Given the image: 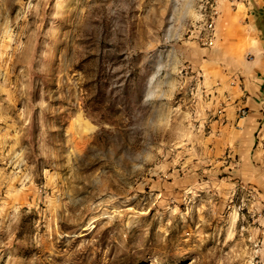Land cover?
Instances as JSON below:
<instances>
[{
	"label": "rangeland",
	"instance_id": "obj_1",
	"mask_svg": "<svg viewBox=\"0 0 264 264\" xmlns=\"http://www.w3.org/2000/svg\"><path fill=\"white\" fill-rule=\"evenodd\" d=\"M206 1L0 0V264H264L258 9Z\"/></svg>",
	"mask_w": 264,
	"mask_h": 264
},
{
	"label": "crops",
	"instance_id": "obj_2",
	"mask_svg": "<svg viewBox=\"0 0 264 264\" xmlns=\"http://www.w3.org/2000/svg\"><path fill=\"white\" fill-rule=\"evenodd\" d=\"M256 5V6H254ZM252 6L256 7L258 11L256 14H252V19H249V25L256 30V40L259 42L258 46L254 51V56L251 58V74L254 78L252 81L256 83L255 86L252 83L248 85L249 92L251 93L252 99L258 101L264 96V30L260 29V23L263 24L264 21V1L263 3L259 0H255L252 2ZM254 83V84H255ZM249 97V98H250ZM258 116L257 111H250V115H246L241 117L240 120H235L234 123L238 122V125L232 131L233 137L230 143L232 142L234 146L236 145L239 149V152L242 154H246V147L250 144L252 140V136L254 134V127L252 125V117L251 114ZM256 116H254L256 118ZM240 127V128H238Z\"/></svg>",
	"mask_w": 264,
	"mask_h": 264
},
{
	"label": "built area",
	"instance_id": "obj_3",
	"mask_svg": "<svg viewBox=\"0 0 264 264\" xmlns=\"http://www.w3.org/2000/svg\"><path fill=\"white\" fill-rule=\"evenodd\" d=\"M206 7L205 10L207 9V11H209V14H206V16L208 18H206L205 22H204V29H205V33L203 34V36H201V39L203 40L204 44H212L213 40L215 38V30H216V18L219 15V10H218V6L215 2H212L211 0H207L206 1ZM241 113L243 116L247 115V111L246 109H242Z\"/></svg>",
	"mask_w": 264,
	"mask_h": 264
},
{
	"label": "trees",
	"instance_id": "obj_4",
	"mask_svg": "<svg viewBox=\"0 0 264 264\" xmlns=\"http://www.w3.org/2000/svg\"><path fill=\"white\" fill-rule=\"evenodd\" d=\"M263 17H264V14H263ZM260 24H261L260 29L264 30V21H263V24L262 23H260Z\"/></svg>",
	"mask_w": 264,
	"mask_h": 264
}]
</instances>
